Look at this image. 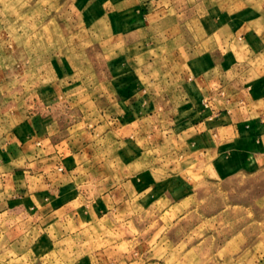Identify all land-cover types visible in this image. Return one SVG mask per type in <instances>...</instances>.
Masks as SVG:
<instances>
[{
    "label": "crops",
    "instance_id": "crops-1",
    "mask_svg": "<svg viewBox=\"0 0 264 264\" xmlns=\"http://www.w3.org/2000/svg\"><path fill=\"white\" fill-rule=\"evenodd\" d=\"M71 2L84 24H96L97 50L114 54L98 66L96 111L86 108L85 131L135 150L160 131L162 143L174 137L182 149L178 161L209 155V164L234 162L239 171L264 166V0ZM50 68L55 75L43 95L50 103L30 114L11 108L21 97L7 89L0 65V227L15 241L25 231L71 234L95 192V211L120 206L115 190L90 187V144L67 133L76 124L58 119L88 103L71 85L92 80L74 77L68 56L54 57ZM151 175H132L123 195H143Z\"/></svg>",
    "mask_w": 264,
    "mask_h": 264
},
{
    "label": "rangeland",
    "instance_id": "rangeland-1",
    "mask_svg": "<svg viewBox=\"0 0 264 264\" xmlns=\"http://www.w3.org/2000/svg\"><path fill=\"white\" fill-rule=\"evenodd\" d=\"M96 28L79 19L71 0H0V65L7 89L21 97L11 108L30 114L45 108L55 75L50 63L68 56L74 77L92 82L71 85L88 103H75L58 119L76 124L67 133L90 144V187L99 182L101 192L115 190L120 204L95 211L97 193L90 194L82 224L66 236L52 228L35 238L25 231L15 241L0 227V264H264V166L239 171L234 162L209 164V155L179 162L182 149L174 137L162 143L160 131L140 139L136 150L128 142L113 147L114 136L101 139L100 130L85 131L86 108L96 111L98 66L114 55L97 50ZM88 117L95 126V115ZM2 130L0 116V136ZM146 170L152 175L144 194L123 195L130 177Z\"/></svg>",
    "mask_w": 264,
    "mask_h": 264
},
{
    "label": "built area",
    "instance_id": "built-area-1",
    "mask_svg": "<svg viewBox=\"0 0 264 264\" xmlns=\"http://www.w3.org/2000/svg\"><path fill=\"white\" fill-rule=\"evenodd\" d=\"M62 169V168H61Z\"/></svg>",
    "mask_w": 264,
    "mask_h": 264
}]
</instances>
